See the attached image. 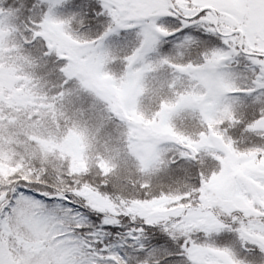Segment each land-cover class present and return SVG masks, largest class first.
Returning a JSON list of instances; mask_svg holds the SVG:
<instances>
[{
    "label": "snow or ice",
    "instance_id": "snow-or-ice-1",
    "mask_svg": "<svg viewBox=\"0 0 264 264\" xmlns=\"http://www.w3.org/2000/svg\"><path fill=\"white\" fill-rule=\"evenodd\" d=\"M0 264H264V0H0Z\"/></svg>",
    "mask_w": 264,
    "mask_h": 264
},
{
    "label": "trees",
    "instance_id": "trees-1",
    "mask_svg": "<svg viewBox=\"0 0 264 264\" xmlns=\"http://www.w3.org/2000/svg\"><path fill=\"white\" fill-rule=\"evenodd\" d=\"M164 47L166 48L168 46L165 45ZM118 61L119 60H117V62ZM111 66L113 68L115 64ZM170 98L171 94L166 88L164 92L160 93L159 95H155L153 91L150 92L146 96L145 100L146 104L148 105L146 111H149V108H152L156 111L161 99ZM196 123V120L193 119L190 115H183L176 122V127L180 131L187 132L191 131ZM126 133L127 129H125V126L119 121H114V123L105 131V133L101 135L99 142L92 149H90V153L92 156H95L98 153L105 158L111 159L113 163L119 165V167L114 170L115 175L119 177V180L117 181L118 187L120 185L131 184L132 182H139L144 179V177L140 176V174L138 173L135 161L126 150ZM240 138L241 136L239 132L233 135V139L237 141H239ZM105 144L107 145V148H105ZM252 144L253 141L249 138L246 139L245 143L243 144L238 143L237 147H251ZM117 150L119 152L118 156ZM170 187L173 190H182L184 187V182L181 180V182L174 183Z\"/></svg>",
    "mask_w": 264,
    "mask_h": 264
},
{
    "label": "rangeland",
    "instance_id": "rangeland-1",
    "mask_svg": "<svg viewBox=\"0 0 264 264\" xmlns=\"http://www.w3.org/2000/svg\"><path fill=\"white\" fill-rule=\"evenodd\" d=\"M114 51H115V53H116V55L118 57L124 54V49H117L115 46H114ZM117 60H119V59H117ZM110 70L113 73H115V74H120L122 72V70H123V66H122L120 60L115 63V66L113 68H112V66H110ZM171 79H172V73H171L170 70H163V71H160V72H157V73H152V74L149 75L148 79L146 80L147 92L142 96V98H141V105H140L141 111L146 116H150L155 111L152 108H149V111H146V109L148 108V105L145 102L146 96L150 92H152L155 88H157L159 86V83L160 82L170 81ZM181 90L182 89L179 86H177L176 91H181ZM171 98H173L172 97V94H171ZM183 115H189V114L188 113H184V114H182V116ZM178 119H180V117L174 120L175 126H176V122L178 121ZM125 129H126V127H125ZM126 146H127V142H126ZM126 150L128 151V154L130 155L129 150H128L127 147H126Z\"/></svg>",
    "mask_w": 264,
    "mask_h": 264
}]
</instances>
